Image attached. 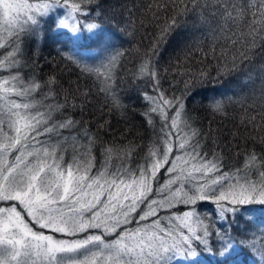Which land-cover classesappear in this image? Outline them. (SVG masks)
I'll return each mask as SVG.
<instances>
[{"label": "trees", "instance_id": "obj_1", "mask_svg": "<svg viewBox=\"0 0 264 264\" xmlns=\"http://www.w3.org/2000/svg\"><path fill=\"white\" fill-rule=\"evenodd\" d=\"M29 1L71 8L82 38L58 28L55 12L1 33L0 177L18 159L53 172L70 169L79 176L75 188L46 206L95 215L93 225L65 233L37 222L14 199L0 205L15 207L37 237L73 239L96 231L107 241L142 226L175 230L180 242L171 252L132 264H264V205L235 201L219 210L188 182L177 184L167 170L170 156L162 162L173 141L172 116H159L145 100L154 92L173 102L170 109L180 108L190 160L212 168L203 188L264 185V0ZM86 23L111 37L84 40ZM89 46L113 50L107 75L79 56L77 50ZM135 179L145 181V197L124 223L105 232L101 217L115 188ZM176 188L187 196L180 192L161 207ZM147 209L156 212L145 215ZM187 212L192 228L181 222ZM179 214L178 224L163 220ZM181 244L188 249L179 250ZM98 248L92 241L56 250L47 264H99Z\"/></svg>", "mask_w": 264, "mask_h": 264}, {"label": "rangeland", "instance_id": "obj_2", "mask_svg": "<svg viewBox=\"0 0 264 264\" xmlns=\"http://www.w3.org/2000/svg\"><path fill=\"white\" fill-rule=\"evenodd\" d=\"M48 12L59 13L58 28L68 30L74 39L82 38L75 21V14L71 8L62 4L53 8L45 4L44 1L31 2L29 0H0V35L3 32V35L7 36L18 28L25 27L30 23H37ZM87 26L89 33L84 39L86 41L98 33H101L106 39L111 37L108 30L101 31V26L95 27L89 24ZM104 50H100L96 46H89L79 48L77 52L83 59L86 58L84 61L90 68H96V72H98L97 70H103L110 66L116 56L113 50ZM105 72L104 74L107 75L108 73ZM145 100L150 110L158 112L159 116H164L163 118L172 116L170 128L172 129L171 138L173 141L171 143V139L169 140L167 148L169 155L166 154L165 158L163 156L162 162L170 156L167 170L173 176L174 181H178L177 184L182 185L184 182H188L191 184L192 190L199 192L198 196L215 201L219 210L221 208L223 210L230 209L235 201H249L254 205L263 207L264 185L254 190L244 187L242 189L233 188L232 186L235 187V185L229 184L218 188L206 184L203 188L201 182L210 174L212 168L202 167L193 159L190 160L189 154H187V140L184 136L182 137V129L179 123L180 108L170 109L173 102L163 99L154 92L145 93ZM3 145L0 141V160L4 154ZM0 169H2L1 165ZM153 172L154 170L151 173ZM78 177L70 169L53 172L44 166L35 167L18 159L15 165L0 177V199H14L23 205L27 213L37 222L57 231L65 233L81 231L87 226L93 225L89 217L94 216L95 211L88 209V217L80 209L58 211L46 206L68 196L75 188ZM127 182L118 185L113 195L111 194L112 191H107L108 197L111 195L114 197L110 198L106 211L101 217L105 219L101 226L107 233L124 223L128 214L136 208L147 193V186L143 179ZM180 192L176 188L165 199H161L159 205L166 207L177 197L187 196V190L178 196ZM85 199L91 201L88 198ZM155 212L156 209H150L146 211L145 215ZM184 216L186 220L182 219V221L180 214L175 215L172 219L164 216L163 220L173 224H178L181 221L182 224L192 228L191 212H187ZM160 227L155 230L149 228L145 230L144 226L138 227L131 232H122L107 241L99 238L96 231H90L82 237L73 239L56 238L43 234H39L37 237L26 229V222L21 214L15 210V207L9 208L6 205H0V264H47L53 251L86 248L92 241L98 242L99 245L98 254L101 257L99 264H132L138 259L146 260L149 263L152 260L156 262L162 254L167 253L168 250L171 252L180 242L175 235V230L169 229V226L164 224H161ZM179 247V250L188 249L187 245L183 244ZM243 264H254V262L251 263L249 260Z\"/></svg>", "mask_w": 264, "mask_h": 264}]
</instances>
